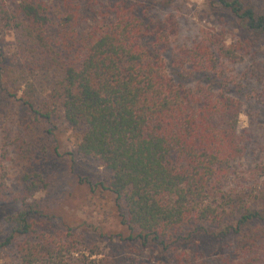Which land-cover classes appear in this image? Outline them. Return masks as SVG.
<instances>
[{"label":"trees","instance_id":"1","mask_svg":"<svg viewBox=\"0 0 264 264\" xmlns=\"http://www.w3.org/2000/svg\"><path fill=\"white\" fill-rule=\"evenodd\" d=\"M149 1L0 0V34L16 43L12 55L0 45V97L15 96L2 79L9 58L20 78L33 68L52 76L18 101L36 121L62 116L81 132L75 154L109 172L102 186L127 230L128 264H264V185L245 188L237 170L242 103L225 77L237 51L264 39V11L215 0L246 43L187 47L174 15L151 13ZM2 169L0 204L10 200ZM38 178L23 175L0 252L15 246L19 264H109L95 244L40 229L48 221L29 201Z\"/></svg>","mask_w":264,"mask_h":264},{"label":"rangeland","instance_id":"2","mask_svg":"<svg viewBox=\"0 0 264 264\" xmlns=\"http://www.w3.org/2000/svg\"><path fill=\"white\" fill-rule=\"evenodd\" d=\"M98 1L106 4L111 0ZM244 1L264 11V3L259 0ZM148 3L153 14L174 15L178 23L176 44L180 46L191 47L194 42L210 37L215 47L246 43L240 22L215 0ZM0 45L7 55L15 52L16 43L9 33L0 34ZM236 53L235 62L227 65L225 73L231 83V94L242 103L238 132L243 135L245 152L236 167L245 172L244 187L255 188L264 185V39L258 40L246 55ZM10 59L2 65V79L15 96L0 97V166L10 197L0 204L1 236L9 230L4 218L19 209L13 198L21 193L23 175L36 173L39 187L29 201L48 221L47 228L40 229L54 235L72 234L81 243L95 244L100 251L97 259H107L109 264H128L130 248L125 243L131 242L126 240L128 233L120 223L114 195L102 186L107 184L109 172L98 161L75 154L81 132L66 127L62 116L47 123L27 114L18 99L26 98L30 89L50 83L52 76L45 68H33L32 74L20 78L19 64ZM142 263L154 264L147 258L139 260L138 264ZM0 264H19L15 246L0 252Z\"/></svg>","mask_w":264,"mask_h":264}]
</instances>
